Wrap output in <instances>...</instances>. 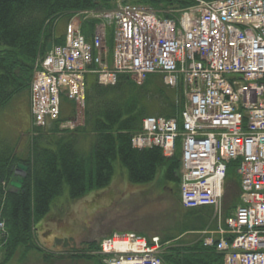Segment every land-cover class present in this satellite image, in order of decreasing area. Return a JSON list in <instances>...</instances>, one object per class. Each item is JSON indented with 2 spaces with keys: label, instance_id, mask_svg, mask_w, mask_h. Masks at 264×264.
Here are the masks:
<instances>
[{
  "label": "built area",
  "instance_id": "1",
  "mask_svg": "<svg viewBox=\"0 0 264 264\" xmlns=\"http://www.w3.org/2000/svg\"><path fill=\"white\" fill-rule=\"evenodd\" d=\"M195 1L177 20L122 3L103 14L115 26L112 63L105 26L89 43L78 24L70 25L65 45L55 47L35 75L36 124L59 117L66 92L78 107L69 126L82 125L90 74H99L105 86L115 85L120 74L138 85L152 74L163 75L171 88L182 82V127L177 119L148 117L133 145L158 147L167 157L179 146L183 206H213L220 220L228 167L240 160L242 204L220 227L217 250L225 253V264H264V0ZM6 233L0 220V248ZM205 245L214 246L215 239ZM161 248L160 238L135 233L101 242L106 264H163Z\"/></svg>",
  "mask_w": 264,
  "mask_h": 264
},
{
  "label": "trees",
  "instance_id": "2",
  "mask_svg": "<svg viewBox=\"0 0 264 264\" xmlns=\"http://www.w3.org/2000/svg\"><path fill=\"white\" fill-rule=\"evenodd\" d=\"M127 1L149 6L165 18L177 17L171 11L195 5L194 0ZM112 3L113 0H0V111L19 97H29L37 59L47 53L49 43L65 42L64 36L58 39L55 34L60 19L71 20L85 10L111 9ZM183 109L181 88L169 90L159 75H150L138 86L123 74L115 86H100L96 79L89 81L84 127L52 140L40 134L33 138L24 157L15 155L16 151L0 139V220L7 225L0 264H10L18 248L41 250L34 240L35 226L50 213L54 201L66 187L71 200L109 188L116 160L127 168L132 184L152 183L162 173L165 183L173 184L175 189L180 187V153L166 158L159 148L135 149L132 136L142 129L147 116L177 118L182 127ZM55 125L53 134L57 135L58 121ZM79 135H92L88 150L80 148ZM19 166L25 170H19ZM238 166L239 160L228 167L226 192L231 197L225 196L227 205L234 203L240 193ZM212 213V208L192 210L180 229L162 237L164 242L180 238L162 256L164 264H223V254L216 248L205 247L203 240L183 239L185 233L204 230V221ZM89 247L93 251L96 243ZM90 256L83 253L69 257L83 260Z\"/></svg>",
  "mask_w": 264,
  "mask_h": 264
},
{
  "label": "rangeland",
  "instance_id": "3",
  "mask_svg": "<svg viewBox=\"0 0 264 264\" xmlns=\"http://www.w3.org/2000/svg\"><path fill=\"white\" fill-rule=\"evenodd\" d=\"M179 12L180 10H174L175 14ZM58 22V29H61L66 20L60 19ZM109 39L113 41L110 33ZM62 109L65 117H69V123L75 115L74 106L70 101L64 100ZM50 124L46 129L36 127L32 119L30 99L22 96L0 111V139L16 151L15 155L24 157L29 153L33 136L45 134L52 140L64 133L63 129L58 128L59 133L54 135L56 125ZM79 136H82L81 139L85 138L83 135ZM90 138L92 139L91 136ZM44 146L54 147L47 144ZM87 148L89 149V143L83 140L82 149ZM114 169V180L108 189L93 191L83 198L71 200L66 187L63 195L52 204L50 213L35 226L34 240L41 250L27 251L22 247L18 248L10 264H104L99 260L97 246L107 235L131 231L163 237L180 229L186 214L192 210H185L180 204L179 187L175 189L173 184L165 183L162 173L152 183L132 184L128 181L127 168L119 160L114 162ZM226 191L224 195L231 197ZM239 192L238 198L231 205L223 202L224 215L231 212L227 211L228 207L239 203L238 199L242 196L240 183ZM213 213L204 221V230L185 233L183 239L201 240L208 233L217 230L220 223ZM93 242L96 243V249L89 251L92 250L89 246ZM83 253L92 258L73 260L69 257ZM0 258L1 261L4 258L3 250L0 251Z\"/></svg>",
  "mask_w": 264,
  "mask_h": 264
},
{
  "label": "crops",
  "instance_id": "4",
  "mask_svg": "<svg viewBox=\"0 0 264 264\" xmlns=\"http://www.w3.org/2000/svg\"><path fill=\"white\" fill-rule=\"evenodd\" d=\"M67 22H68V21H66V23L64 22V24L61 25V29H58V28H59V22H58V24L56 25V28H55V34H56V37H57L58 39H60L61 37L64 36ZM91 30H92V29L90 28V26H86V27H85V31H87L88 34H91V33H92ZM91 80H92V79H91ZM88 139H89V138H88Z\"/></svg>",
  "mask_w": 264,
  "mask_h": 264
},
{
  "label": "water",
  "instance_id": "5",
  "mask_svg": "<svg viewBox=\"0 0 264 264\" xmlns=\"http://www.w3.org/2000/svg\"><path fill=\"white\" fill-rule=\"evenodd\" d=\"M52 47H53V43H50L49 46H48V51H51ZM20 168H23V167H20Z\"/></svg>",
  "mask_w": 264,
  "mask_h": 264
}]
</instances>
